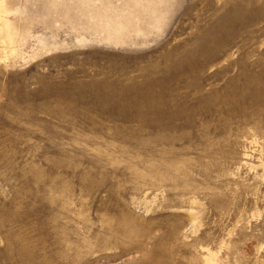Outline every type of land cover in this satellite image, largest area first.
<instances>
[{
    "label": "rangeland",
    "instance_id": "1",
    "mask_svg": "<svg viewBox=\"0 0 264 264\" xmlns=\"http://www.w3.org/2000/svg\"><path fill=\"white\" fill-rule=\"evenodd\" d=\"M0 264H264V0H0Z\"/></svg>",
    "mask_w": 264,
    "mask_h": 264
}]
</instances>
